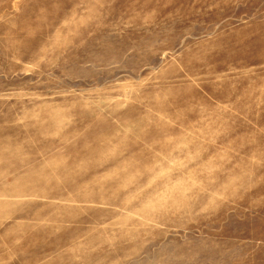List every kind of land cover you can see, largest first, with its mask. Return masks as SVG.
<instances>
[{
	"label": "rangeland",
	"instance_id": "obj_1",
	"mask_svg": "<svg viewBox=\"0 0 264 264\" xmlns=\"http://www.w3.org/2000/svg\"><path fill=\"white\" fill-rule=\"evenodd\" d=\"M0 264H264V0H0Z\"/></svg>",
	"mask_w": 264,
	"mask_h": 264
}]
</instances>
